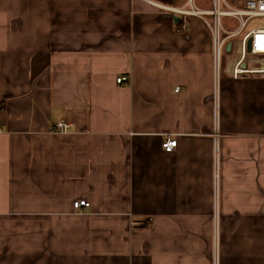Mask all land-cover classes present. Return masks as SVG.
I'll return each mask as SVG.
<instances>
[{
  "label": "crops",
  "instance_id": "crops-1",
  "mask_svg": "<svg viewBox=\"0 0 264 264\" xmlns=\"http://www.w3.org/2000/svg\"><path fill=\"white\" fill-rule=\"evenodd\" d=\"M190 1L0 0V264H264V74Z\"/></svg>",
  "mask_w": 264,
  "mask_h": 264
},
{
  "label": "built area",
  "instance_id": "built-area-1",
  "mask_svg": "<svg viewBox=\"0 0 264 264\" xmlns=\"http://www.w3.org/2000/svg\"><path fill=\"white\" fill-rule=\"evenodd\" d=\"M210 2L208 10H200L194 6L193 1H190L184 7L173 9L162 5L155 6L164 11L171 12L178 17L176 29L179 31H186L188 29V21L190 19H200L203 22L211 36L212 56L217 77L219 74L231 75L233 78L245 74H264V70L259 69L260 65L250 62L247 58V56L260 58V63L264 67V0H210ZM223 17L234 20V27L232 29H228L222 23ZM255 19H258L260 22L245 32L250 21ZM239 35H242L239 41H231ZM248 42L250 50L247 52ZM227 45H230L229 49L231 50L229 52H238L239 59L227 66H222L220 65L221 52L223 47H227ZM244 62H246L248 68L241 67ZM250 66H257V68L251 69ZM128 81V77H121L116 80L117 84H124ZM52 130L58 134L65 135L69 130V125L64 122H58ZM213 133L214 146L217 148L219 133L217 125H215ZM176 146V140L165 139L161 143L163 152L168 154L172 153ZM88 207L89 204L84 201L73 203L75 211ZM214 241L217 244L216 234ZM216 249L217 246L215 245V254Z\"/></svg>",
  "mask_w": 264,
  "mask_h": 264
},
{
  "label": "rangeland",
  "instance_id": "rangeland-1",
  "mask_svg": "<svg viewBox=\"0 0 264 264\" xmlns=\"http://www.w3.org/2000/svg\"><path fill=\"white\" fill-rule=\"evenodd\" d=\"M206 8H209L210 7V4L208 2H206L205 4ZM209 6V7H208ZM260 21H258V19L256 20H252L250 21V23L248 24V26L246 27L245 29V32L248 31L249 29L253 28L256 26V23H258ZM222 23L224 25L227 26V28L229 29H232L234 27V20L231 19V18H225L223 17L222 18ZM242 35H239L235 38H233L231 41H239V39L241 38ZM236 53H232V52H229V51H226V46L223 47L222 49V52H221V57H220V65H224L225 63H229L231 61V59H233L236 55ZM252 63H255V64H258L260 65V68L259 69H263L264 70V67L262 66L263 64L260 63V58L257 57V59H255L254 61H252ZM253 75V74H251ZM261 76H264V75H261ZM215 245L217 246V244L215 243V241H213L212 243V259H213V264H215V259H216V264H217V249H216V254H215Z\"/></svg>",
  "mask_w": 264,
  "mask_h": 264
},
{
  "label": "water",
  "instance_id": "water-1",
  "mask_svg": "<svg viewBox=\"0 0 264 264\" xmlns=\"http://www.w3.org/2000/svg\"><path fill=\"white\" fill-rule=\"evenodd\" d=\"M229 48H230V45H227V47H226L227 51H229ZM249 50H250V45H249V42H248V44H247V51H249Z\"/></svg>",
  "mask_w": 264,
  "mask_h": 264
},
{
  "label": "trees",
  "instance_id": "trees-1",
  "mask_svg": "<svg viewBox=\"0 0 264 264\" xmlns=\"http://www.w3.org/2000/svg\"><path fill=\"white\" fill-rule=\"evenodd\" d=\"M73 208V207H72ZM74 210V209H73ZM82 210V208L81 209H79V210H77L76 212H80ZM75 211V210H74Z\"/></svg>",
  "mask_w": 264,
  "mask_h": 264
},
{
  "label": "flooded vegetation",
  "instance_id": "flooded-vegetation-1",
  "mask_svg": "<svg viewBox=\"0 0 264 264\" xmlns=\"http://www.w3.org/2000/svg\"><path fill=\"white\" fill-rule=\"evenodd\" d=\"M244 65L246 64V62L243 63ZM255 68H257V66H255Z\"/></svg>",
  "mask_w": 264,
  "mask_h": 264
}]
</instances>
